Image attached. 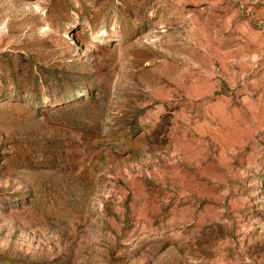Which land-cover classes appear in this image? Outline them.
I'll return each mask as SVG.
<instances>
[{
  "label": "rangeland",
  "instance_id": "obj_1",
  "mask_svg": "<svg viewBox=\"0 0 264 264\" xmlns=\"http://www.w3.org/2000/svg\"><path fill=\"white\" fill-rule=\"evenodd\" d=\"M0 264H264V0H0Z\"/></svg>",
  "mask_w": 264,
  "mask_h": 264
}]
</instances>
